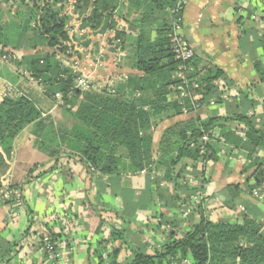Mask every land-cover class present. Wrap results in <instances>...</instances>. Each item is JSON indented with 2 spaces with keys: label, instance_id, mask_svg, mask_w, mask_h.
Here are the masks:
<instances>
[{
  "label": "crops",
  "instance_id": "obj_1",
  "mask_svg": "<svg viewBox=\"0 0 264 264\" xmlns=\"http://www.w3.org/2000/svg\"><path fill=\"white\" fill-rule=\"evenodd\" d=\"M94 2L90 0L84 12L78 7L74 11L80 51L75 70L80 76L99 83L103 89H116L130 76L140 75L130 67L134 39L141 27L150 30V38H153L160 24L150 18L168 22L169 6L163 10L155 9L150 18H145L144 12L141 13L145 5H140V11L128 12L134 2L122 0L120 8L108 14L107 26L102 29L103 25L90 17L95 10ZM160 2L154 5L161 8L164 2ZM134 22L138 24L134 25ZM182 24L194 55L192 72L197 78L203 77L210 68L221 72L213 82L221 101L211 97L205 103L199 102L196 83L186 90L189 94L181 92L179 84L168 86L167 100L162 105L170 108V113L152 116L146 131L153 139V158L160 155L158 145L167 128L195 118L207 121L213 117L232 116L240 112L238 105L241 106L244 97L253 103V107L243 103L242 113L250 117L256 128L264 126V84L258 83L253 68L254 60L263 58L259 39L264 34V0H188ZM118 32L122 39L117 37ZM5 51L10 62L34 53L26 48ZM1 57L0 64L6 72L5 76H0V102L3 91L13 85L41 106L42 117H47L54 125L66 120L62 107L56 101L47 103L41 95L42 84L38 83L41 88L35 86L32 78L23 77V66L4 65ZM174 73L172 79L178 80ZM6 74H10L14 82L7 80ZM122 95L127 99L129 91L124 90ZM142 96V92L133 91L130 97ZM172 104L180 107L181 114L173 115ZM143 110L152 113L148 106ZM227 129L232 135L226 139L224 130L218 126L214 128L217 139L211 140L214 159L207 160L203 166L207 178L201 198L205 214L212 222L230 224H241L242 214H246L264 230V202H259L249 191L255 184V172L263 169L264 151L248 153L242 147L240 143L245 142V137L241 136L247 131L245 124L229 122ZM32 130V125H28L14 139L1 177L0 191L11 194L0 200V264H53L39 245L43 234L52 237L57 244L59 259L56 264H99V258L106 257L114 249L120 250L119 262L126 264L132 254L123 239L112 241L113 228L124 229L125 238L140 246L146 254H153L164 245L169 231H176L179 236L185 230L187 216L181 209L166 211L164 220L170 224L159 218L161 203L155 196V181L159 180L161 189L170 194L173 192V182L164 178L162 170H156L152 165L137 174L113 179L110 185L108 176L87 168L78 158H60L56 165V158L36 148ZM64 155L66 151L62 150L60 156ZM183 164L190 163L184 161ZM125 202H129L132 211L127 223L115 214L122 211ZM191 263L187 257L172 264Z\"/></svg>",
  "mask_w": 264,
  "mask_h": 264
},
{
  "label": "trees",
  "instance_id": "obj_2",
  "mask_svg": "<svg viewBox=\"0 0 264 264\" xmlns=\"http://www.w3.org/2000/svg\"><path fill=\"white\" fill-rule=\"evenodd\" d=\"M63 1L42 0L39 5L35 0H31V3L21 0L30 10L28 17L10 31H6L0 24V57L9 55L5 51L7 49L33 50L32 55L24 56L13 64L23 66L46 91L62 95L65 105L62 109L66 119L54 125L47 117H42L41 110L30 98L20 96L15 88L11 93L6 89L3 91L4 97L0 102V186L13 150L14 139L26 126L32 125L36 148L56 158V165L60 158H78L87 168H93L108 176L110 185L113 179L137 174L153 165L156 170L164 172L166 180L173 182L172 194L158 186L159 180L154 183L155 196L161 203L158 215L160 220H164L166 211H185L189 208L185 230L179 236L176 231H169L168 241L153 254H146L140 246L125 238L124 229L113 228L112 241L123 239L132 254L126 259V264H172L174 261H184L187 257H190L191 264H264V230L253 218L242 214L241 224L212 222L205 214L203 200L198 203L191 202L192 196L202 190L206 182L204 163L214 159L211 140H217L215 127L224 130L223 135L226 138L229 134L232 135L227 129L229 122L243 123L247 127L245 142H236L248 153L264 151V126L261 129L256 128L250 117L242 113L243 103L250 108L253 103L244 97L241 100L242 107L238 105L240 112H235L232 116L213 117L207 121L195 118L167 128L158 145L160 155L153 158V139L146 131L152 122V116L170 113V108L162 105L167 100L166 88L170 85L177 86L180 81L172 79L178 63L173 57L168 39L170 18L166 22L150 17L155 9L163 10L168 6L170 8L173 5L172 0H160L164 2L161 8L154 5L159 0H131L134 3L130 4L128 12L140 11V5H145L141 13L144 12L145 18L154 19L160 25L156 27L153 38H150V30L141 27L134 39L130 67L140 75H132L116 89L105 88L102 93L74 89V78L79 75L66 71L57 56L56 52L67 51L69 42L67 25L70 16L62 11ZM121 2L122 0H95V10L90 16L92 21L103 25L102 29H105L108 14L119 9ZM89 5L90 0H77L74 9L78 7L80 12H84ZM2 15L0 10V16ZM11 15L16 16L17 12H11L9 17ZM133 24L137 25L138 22ZM111 26L114 28L115 23ZM117 37L122 39V34L118 32ZM259 43L263 58L255 59L253 68L258 83L264 84V34ZM44 48L58 50L44 52ZM8 60L10 57L4 61ZM191 66L193 67L192 62ZM214 70H206L201 78H197V74L192 71L185 72L187 80L197 84L196 92L201 103L211 97H215L217 102L221 101L213 86L221 72ZM5 72L0 64V76H5ZM6 79L14 82L10 74H6ZM126 89L129 91L127 99L122 95ZM133 91H140L143 96L132 99L130 96ZM144 106H148L152 113L144 111ZM171 107L175 110L173 115L181 114L177 104H172ZM204 135L209 138L206 144L201 142ZM62 150L66 151V155L60 156ZM184 161H189L190 164H183ZM183 173L201 179L200 187L180 184L178 179ZM254 177L255 184L249 187L250 193L264 183V165L263 169L255 172ZM115 214L123 223L129 222L132 217L129 202H125L122 211ZM163 222L170 224L167 220ZM51 239L54 241L52 237ZM119 254L120 250L114 249L106 257H100L99 264H121L118 260Z\"/></svg>",
  "mask_w": 264,
  "mask_h": 264
},
{
  "label": "built area",
  "instance_id": "obj_3",
  "mask_svg": "<svg viewBox=\"0 0 264 264\" xmlns=\"http://www.w3.org/2000/svg\"><path fill=\"white\" fill-rule=\"evenodd\" d=\"M172 2L173 5L168 9L170 14V22L168 25L169 27L168 39L173 57L178 63L177 69L174 73L175 77L180 81L178 89L181 92L185 93L189 87H193L194 85L190 83V81L187 80L185 76V72L192 71V68L190 67V62H192L193 59V52L185 39L184 28L182 24V14L187 5L188 0H172ZM73 84H74V89H77L81 92H86V91L101 92V90L103 89V87L99 83L92 82L89 79L80 75L75 76ZM54 98L56 99V103L58 106L61 107L64 105V100L61 94L56 93L54 95ZM195 107L199 108L198 105H196ZM243 137L244 136L242 135L241 138ZM201 142L206 144L207 142H209V138L204 135L201 138ZM204 178H206L205 172H204ZM200 180L201 179L194 178L188 173H183L182 175H180L178 181L181 184H189L196 187H200ZM202 192L203 190H200L196 194H194L192 196V202L200 201L202 198ZM9 194H11V192L0 191V200L6 199ZM251 194L259 202H264V183L259 187L253 189ZM189 211H190L189 208L186 209L183 215L187 216ZM39 245L42 251L44 252V254L46 255V257L49 260H51L53 264H56L57 260L59 259L56 242L53 241L49 235L43 234L42 237L40 238Z\"/></svg>",
  "mask_w": 264,
  "mask_h": 264
},
{
  "label": "rangeland",
  "instance_id": "obj_4",
  "mask_svg": "<svg viewBox=\"0 0 264 264\" xmlns=\"http://www.w3.org/2000/svg\"><path fill=\"white\" fill-rule=\"evenodd\" d=\"M31 0H24V2H30ZM39 5L42 4L41 1L42 0H35ZM45 1V0H44ZM75 1L76 0H64L63 1V12L67 13V15H70V20L69 23L67 25V33L69 36V42H68V48L67 51L65 53H58L56 52L58 49L53 48V49H48V48H44V52H56L57 56L59 58L62 59L63 62V66L66 69V71L68 70L71 73H74L75 75H79V73H77V71L75 70V60L78 59L77 57H79L80 51H79V47H78V41H79V36L78 34H76V24H75V17H74V11H75ZM14 2V3H12ZM31 3V2H30ZM30 3L28 5H30ZM0 10L1 13L3 14L2 16H0V24L2 26H4V28L6 29V31H10L12 29L16 28V24H19L20 22H22L21 20H25L28 15H29V8H27V6L25 3H21V0H1L0 1ZM13 12H17L16 16L11 15L9 17V14ZM33 35V34H32ZM42 50V49H41ZM18 56H22V55H18ZM10 56H2V63L5 65H13L16 66L15 64H13V62H10L9 60L6 62L4 60H6L7 58H9ZM20 60H22V58H20ZM25 70V68H24ZM17 71V69H16ZM15 71V72H16ZM21 72V71H20ZM25 72V73H24ZM23 72V77L25 78H32L30 73L27 72L26 70ZM21 76V75H20ZM33 81L35 82L34 85L35 86H39L41 83L38 82L37 80H35L34 78H32ZM40 83V84H38ZM20 84H18L17 86H19ZM43 85H41L42 87ZM40 87V86H39ZM40 87V88H41ZM14 86L10 85V88L8 89V86L6 88V90L10 91V93L13 91ZM48 90V89H47ZM20 91V92H19ZM18 93H20V96H25L26 94L23 93V90H19ZM43 93H41V95L44 96L45 100H47V103L49 104H54L56 99L54 98V95L56 94H52V91H44V89H42ZM38 94V93H36ZM37 98V97H36ZM38 108H40L41 106L35 104ZM65 106V105H64ZM63 107V106H61ZM40 110V109H39ZM42 112V111H41ZM66 128V127H65ZM62 130L64 129L63 126L61 128ZM203 194V192H202Z\"/></svg>",
  "mask_w": 264,
  "mask_h": 264
}]
</instances>
